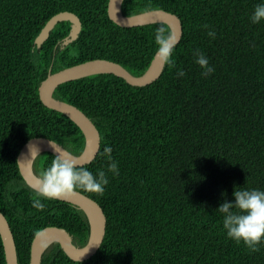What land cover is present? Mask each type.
Here are the masks:
<instances>
[{
    "label": "trees",
    "instance_id": "trees-1",
    "mask_svg": "<svg viewBox=\"0 0 264 264\" xmlns=\"http://www.w3.org/2000/svg\"><path fill=\"white\" fill-rule=\"evenodd\" d=\"M110 0H0V210L17 244L19 264H30L32 243L43 229H67L85 246L90 225L72 203L32 200L19 156L34 137L51 138L74 154L85 146L82 129L41 99L50 73L106 59L144 74L158 45L152 23L122 26L109 15ZM261 0H125L123 12L165 9L178 15L183 34L175 66L154 82L136 86L112 73L61 84L54 96L76 105L96 124L101 146L87 167L107 172L101 155L110 145L118 176L96 200L107 218L104 241L89 259L71 258L60 242L42 264H264V243L252 251L227 236L218 208L238 187L264 189V21L250 19ZM63 11L83 24L76 41L63 43L70 21L59 22L41 48L46 23ZM207 25L208 27H205ZM215 30L216 36L208 35ZM195 49L214 73L203 76ZM184 70L186 75L176 73ZM55 158H36L41 176ZM0 264H8L0 234Z\"/></svg>",
    "mask_w": 264,
    "mask_h": 264
},
{
    "label": "water",
    "instance_id": "water-1",
    "mask_svg": "<svg viewBox=\"0 0 264 264\" xmlns=\"http://www.w3.org/2000/svg\"><path fill=\"white\" fill-rule=\"evenodd\" d=\"M125 0H110L109 15L113 21L122 26L148 25L152 23H166L177 35L179 41L183 34V25L180 17L165 9H152L144 12L126 15L123 12ZM71 22V31L63 39L64 44L76 41L81 33L83 24L80 17L71 11H63L54 15L43 27L35 40L38 48L47 41L55 26L61 21ZM165 63L155 55L151 65L142 75H134L122 64L106 59H93L83 62L55 73H50L40 84V96L42 101L57 111L70 117L83 131L85 146L80 154H74L57 141L47 137L31 138L22 148L19 156L21 172L32 187L38 189L41 176L34 171L36 158L44 152L58 153L55 147L62 153L70 155L83 165L92 161L99 152L101 146V134L93 120L76 105L61 100L54 96V92L61 84L101 73H112L124 78L127 82L136 86L148 85L157 80L163 73ZM55 147L52 145V143ZM34 151V154L32 155ZM63 201L74 204L86 215L90 225V235L85 246H79L74 241V236L65 228L51 226L40 231L33 243L32 258L30 264H42L44 255L51 247L60 242L68 255L75 260H86L92 257L101 247L107 226V218L100 204L76 190L74 193L60 198ZM0 234L2 236L6 259L8 264H19L16 241L7 217L0 210Z\"/></svg>",
    "mask_w": 264,
    "mask_h": 264
},
{
    "label": "clouds",
    "instance_id": "clouds-1",
    "mask_svg": "<svg viewBox=\"0 0 264 264\" xmlns=\"http://www.w3.org/2000/svg\"><path fill=\"white\" fill-rule=\"evenodd\" d=\"M250 19L253 23L264 21V0L255 6ZM208 35L215 38V30H209ZM155 42L158 45L155 55L163 63L174 67V56L179 43L177 35L170 28L161 26L156 29ZM193 56L201 67L203 76L214 73L215 67L204 52L195 49ZM176 75L183 77L186 73L180 70ZM52 145L55 147L53 143ZM55 150L58 154L42 171L40 185L32 200L33 206L38 210H44L47 206L42 200L60 199L78 189L103 195L110 182L108 173L115 176L120 174L119 162L114 159L110 145L101 154L110 162L107 172L99 170L97 173L79 166L76 160L58 148L55 147ZM233 195L234 200H225L218 208L223 213V226L227 230V236L237 243L243 242L252 251H258L259 246L264 243V189L237 187Z\"/></svg>",
    "mask_w": 264,
    "mask_h": 264
},
{
    "label": "rangeland",
    "instance_id": "rangeland-1",
    "mask_svg": "<svg viewBox=\"0 0 264 264\" xmlns=\"http://www.w3.org/2000/svg\"><path fill=\"white\" fill-rule=\"evenodd\" d=\"M110 2V1H109ZM42 231V230H41ZM37 236V235H36ZM15 237V236H14ZM36 238V237H35ZM35 240V239H34ZM34 240H33V243H34ZM16 241V240H15ZM4 243V242H3ZM33 243H32V248H33ZM4 247H5V245H4ZM16 247H17V244H16ZM32 250H31V258H32ZM68 254V253H67ZM17 256H18V253H17ZM91 258V257H90Z\"/></svg>",
    "mask_w": 264,
    "mask_h": 264
},
{
    "label": "flooded vegetation",
    "instance_id": "flooded-vegetation-1",
    "mask_svg": "<svg viewBox=\"0 0 264 264\" xmlns=\"http://www.w3.org/2000/svg\"><path fill=\"white\" fill-rule=\"evenodd\" d=\"M34 171L36 172V170H35V166H34Z\"/></svg>",
    "mask_w": 264,
    "mask_h": 264
}]
</instances>
